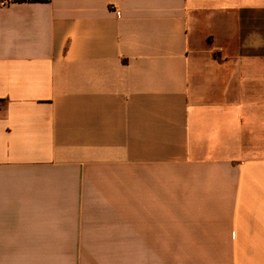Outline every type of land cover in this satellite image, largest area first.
I'll use <instances>...</instances> for the list:
<instances>
[{
    "label": "crops",
    "instance_id": "crops-1",
    "mask_svg": "<svg viewBox=\"0 0 264 264\" xmlns=\"http://www.w3.org/2000/svg\"><path fill=\"white\" fill-rule=\"evenodd\" d=\"M0 99V264H264V0H0Z\"/></svg>",
    "mask_w": 264,
    "mask_h": 264
},
{
    "label": "rangeland",
    "instance_id": "rangeland-1",
    "mask_svg": "<svg viewBox=\"0 0 264 264\" xmlns=\"http://www.w3.org/2000/svg\"><path fill=\"white\" fill-rule=\"evenodd\" d=\"M18 264H21L23 262H26V261H23V260H16ZM5 264H15V260H5Z\"/></svg>",
    "mask_w": 264,
    "mask_h": 264
},
{
    "label": "trees",
    "instance_id": "trees-1",
    "mask_svg": "<svg viewBox=\"0 0 264 264\" xmlns=\"http://www.w3.org/2000/svg\"><path fill=\"white\" fill-rule=\"evenodd\" d=\"M214 54L219 58V60H223L222 56L220 55V52H215ZM5 103H6V100L0 99V105L5 104Z\"/></svg>",
    "mask_w": 264,
    "mask_h": 264
}]
</instances>
